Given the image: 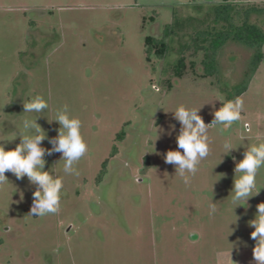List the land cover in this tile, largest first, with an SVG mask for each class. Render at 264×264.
Listing matches in <instances>:
<instances>
[{
    "label": "rangeland",
    "instance_id": "rangeland-1",
    "mask_svg": "<svg viewBox=\"0 0 264 264\" xmlns=\"http://www.w3.org/2000/svg\"><path fill=\"white\" fill-rule=\"evenodd\" d=\"M225 1L234 0H0V144L14 149L22 120L38 116L48 137L42 147L52 148L60 125L49 121L66 104L88 145L78 176L64 173L62 153L45 156V170L63 179L58 213L29 216L38 186L5 173L0 264H254L248 222L264 202V168L247 206L229 196L246 146L264 142V60L237 96L253 52L228 42L219 73L208 75L196 38L228 27L214 20ZM234 6L236 26L246 11L263 10L250 23L264 32V0ZM170 25L166 56L149 55L147 40ZM34 95L49 109L23 113ZM237 98L241 119L224 133L209 128V156L186 186L162 155L177 150L172 111L197 109L211 124L222 102ZM226 138L237 147L229 155Z\"/></svg>",
    "mask_w": 264,
    "mask_h": 264
},
{
    "label": "clouds",
    "instance_id": "clouds-1",
    "mask_svg": "<svg viewBox=\"0 0 264 264\" xmlns=\"http://www.w3.org/2000/svg\"><path fill=\"white\" fill-rule=\"evenodd\" d=\"M221 102V101H220ZM23 113H44L49 109L47 100L42 95L31 96L23 100ZM243 101L239 98L222 102V106L214 112V120L206 124L199 110L178 106L173 112L175 120L179 121L181 129L176 137L177 150H168L163 155L164 162L171 164L175 169V176L182 178L186 186H191V181L199 170V165L210 153L209 128L217 127L224 133L234 122L241 119ZM36 118L25 117L19 126L17 135L21 142L11 150H6L5 144H0V185L7 183L5 173H12L18 180L25 177L37 185L32 193L33 203L29 216L44 217L60 211L63 179L55 176L51 171H46L45 156L62 153L63 171L69 175H79L74 165L81 160L88 151L84 140L79 118L73 117L68 105H63L55 112L52 121L58 122L60 128L55 138L49 139L52 148L42 147V142L47 139L45 131ZM174 128V126H173ZM224 155H229L234 147L231 139L226 138L223 143ZM235 160V157H233ZM59 161V162H60ZM264 168V142L248 144L244 157L234 168V186L229 197L233 204L247 206L248 200L258 195L260 190L253 195L257 187V175ZM21 200H23V193ZM235 207V208H236ZM255 218L250 220L249 227L253 228L251 239L255 241L253 247L254 264H264V202L257 206ZM210 214L217 211L216 203L209 204Z\"/></svg>",
    "mask_w": 264,
    "mask_h": 264
},
{
    "label": "trees",
    "instance_id": "trees-1",
    "mask_svg": "<svg viewBox=\"0 0 264 264\" xmlns=\"http://www.w3.org/2000/svg\"><path fill=\"white\" fill-rule=\"evenodd\" d=\"M198 2L200 0H194ZM236 0L233 2L225 1L219 3L214 11V20L219 24H226L228 27L222 31L211 32L199 31L196 33V38L202 43L199 49L204 51L203 66L205 73L208 75H216L219 73L218 56L222 48L230 41H235L242 47L253 52L252 57L248 63V71L243 81L244 84L238 89L237 96L242 95L248 89L251 81L253 80L256 72L258 71L261 63L264 60L263 46H264V32L257 26L250 23L252 13L263 10L251 9L246 11L245 20L242 25L236 26L233 23L236 6ZM263 13V12H262ZM236 14V15H237ZM172 35L171 25L165 30L164 36L160 39L150 38L147 40L148 54L153 53L158 55L159 58H164L169 49L168 38ZM124 134H120L119 138L123 139ZM115 149L113 155L117 153ZM147 164L149 160H146ZM107 162L104 169L99 176V180L105 176Z\"/></svg>",
    "mask_w": 264,
    "mask_h": 264
},
{
    "label": "flooded vegetation",
    "instance_id": "flooded-vegetation-1",
    "mask_svg": "<svg viewBox=\"0 0 264 264\" xmlns=\"http://www.w3.org/2000/svg\"><path fill=\"white\" fill-rule=\"evenodd\" d=\"M116 155H114V157H115Z\"/></svg>",
    "mask_w": 264,
    "mask_h": 264
}]
</instances>
